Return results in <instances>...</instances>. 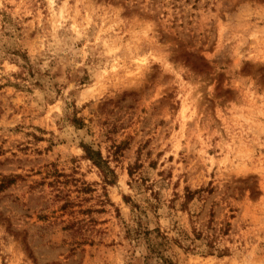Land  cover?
I'll return each mask as SVG.
<instances>
[{"label": "rangeland", "instance_id": "rangeland-1", "mask_svg": "<svg viewBox=\"0 0 264 264\" xmlns=\"http://www.w3.org/2000/svg\"><path fill=\"white\" fill-rule=\"evenodd\" d=\"M0 264H264V0H0Z\"/></svg>", "mask_w": 264, "mask_h": 264}, {"label": "trees", "instance_id": "trees-1", "mask_svg": "<svg viewBox=\"0 0 264 264\" xmlns=\"http://www.w3.org/2000/svg\"><path fill=\"white\" fill-rule=\"evenodd\" d=\"M85 149V152H86V154L91 158V159H93L94 160V158L91 156V150L89 149V148H84ZM94 161H96L97 163H100L99 161H102V159L99 157V160H94ZM158 235V234H157ZM151 251H156V252H158L155 248H153V247H151Z\"/></svg>", "mask_w": 264, "mask_h": 264}]
</instances>
